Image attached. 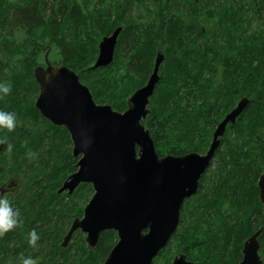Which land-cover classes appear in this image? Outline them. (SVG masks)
<instances>
[{
  "label": "trees",
  "instance_id": "16d2710c",
  "mask_svg": "<svg viewBox=\"0 0 264 264\" xmlns=\"http://www.w3.org/2000/svg\"><path fill=\"white\" fill-rule=\"evenodd\" d=\"M263 9L264 0H0V84L12 89L0 97V110L16 115L12 132L0 129V187L7 196L19 187L8 198L20 214L18 226L0 236V264H22L27 256L39 264H103L118 238L106 230L90 250L77 230L62 246L94 189L81 183L72 194L58 192L77 159L70 132L35 105L34 68L44 63L46 48L78 73L98 103L118 111L146 83L158 51L164 53L143 120L160 156L204 153L217 124L249 99L221 138L207 194L191 206L195 226L177 229L175 249L169 244L154 259L170 264L185 252L196 264H239L243 241L264 225L257 185L264 171V27L252 29L248 15ZM119 26L113 62L93 69L99 39ZM32 229L40 236L34 247ZM259 240L264 260V229Z\"/></svg>",
  "mask_w": 264,
  "mask_h": 264
},
{
  "label": "water",
  "instance_id": "95a60500",
  "mask_svg": "<svg viewBox=\"0 0 264 264\" xmlns=\"http://www.w3.org/2000/svg\"><path fill=\"white\" fill-rule=\"evenodd\" d=\"M122 27L104 35L93 69L111 64ZM165 58L158 51L146 84L128 98L125 111L109 103H98L78 73L64 63L38 65L34 75L39 85L35 105L53 124L64 126L73 140L77 170L70 173L59 193L72 194L81 183L93 185L94 194L83 217L73 220L62 246L80 229L94 250L106 230H116L118 240L103 264H154L177 231L182 206L197 193L200 179L213 161L230 123L234 124L249 103L242 98L217 125L205 153L160 156L143 120L150 113V98L160 81ZM264 203V174L259 178ZM5 192L0 187V193ZM18 209V207H14ZM263 227L244 243L240 264H264L259 253ZM172 264H195L185 253Z\"/></svg>",
  "mask_w": 264,
  "mask_h": 264
},
{
  "label": "rangeland",
  "instance_id": "374dc122",
  "mask_svg": "<svg viewBox=\"0 0 264 264\" xmlns=\"http://www.w3.org/2000/svg\"><path fill=\"white\" fill-rule=\"evenodd\" d=\"M247 1H249L250 2V0H247ZM148 3H149V1H148ZM93 4V3H92ZM249 4V3H248ZM149 5H150V3H149ZM90 6H91V4H90ZM91 8V7H90ZM255 12H257V10L256 11H254V12H251L250 11V13L248 14L249 15V17H250V22H249V24L251 25V27H252V29H255V28H257V27H264V9L263 10H261V11H259L260 12V14L259 15H256V13ZM199 17V16H198ZM201 17L202 16H200L199 17V19H201ZM202 18H206L205 16H203ZM190 20H191V17H189V16H187L186 17V15H185V21H188V22H190ZM102 40V38H100L99 39V43H100V41ZM99 43H98V46H99ZM45 52H46V54H45V61H44V63L42 62V63H40V64H38V65H43V66H47V64H48V61L50 62V63H52V64H59V54H58V52L57 51H55V50H51V49H45ZM99 53V52H98ZM97 58V57H96ZM55 61H57V63H54ZM95 61H96V59H95ZM95 61L91 64V67L94 65V63H95ZM38 65H36V66H38ZM35 66V67H36ZM35 69V68H34ZM146 83H147V81H146ZM145 83V84H146ZM144 85V84H143ZM142 85V86H143ZM141 87V86H140ZM139 87V88H140ZM137 90V89H136ZM134 93V92H133ZM132 93V94H133ZM131 96V95H130ZM129 98V97H128ZM150 104V103H149ZM127 106H128V99H127ZM128 108V107H127ZM215 131V130H214ZM71 135V134H70ZM71 139H72V137H71ZM211 143V142H210ZM210 146V145H209ZM209 148V147H208ZM71 149H72V152H73V140H72V145H71ZM208 150V149H207ZM206 150V151H207ZM205 151V152H206ZM204 152V153H205ZM77 159V161H78V159H79V157H77L76 158ZM218 159L217 158H214L213 159V161H212V166H210L209 167V171H210V173H208L203 179H204V183H205V185L206 186H208V188H210V186H211V181H212V179H213V174H212V172L213 171H215V169L217 168V166H218ZM77 163V162H76ZM75 166H76V164H75ZM76 170H77V166H76ZM75 170V171H76ZM262 174V173H261ZM258 182V181H257ZM80 186V185H79ZM93 186V185H92ZM94 189V188H93ZM18 191H19V187H14L10 192H9V197H11V195H14V194H17L18 193ZM208 191V190H207ZM64 192H67V191H64ZM64 192H61V193H64ZM5 193V192H4ZM3 193V194H4ZM1 194V193H0ZM93 194H94V192H93ZM93 194H92V196H93ZM91 196V197H92ZM197 196V194H194L193 196H191V197H189V198H187L186 199V201H185V203L183 204V206L186 204V203H188V204H186V208H187V210H186V212H185V215H183L184 216V218H181V219H183V223H181V220H180V224H179V227H178V229H179V231H180V228H182L183 230L184 229H191L192 230V226H195V223L193 222V220H192V216H193V211H192V205H193V203H195V197ZM198 196H200V195H198ZM91 199V198H90ZM89 199V200H90ZM89 202V201H88ZM87 202V203H88ZM87 203L85 204V206L87 205ZM85 208V207H84ZM182 214H183V212H182ZM83 215H84V212H83ZM83 215H82V217H83ZM205 223V225H207V223L206 222H204ZM182 225V226H181ZM78 230H80V229H78ZM179 231H178V233H179ZM181 232H183V231H181ZM180 232V233H181ZM202 232V231H201ZM84 233V232H83ZM175 233H177V231L175 232ZM175 233H174V235H175ZM84 235H85V238H86V234L84 233ZM117 235H118V233H117ZM173 235V237L171 238V240H170V242H169V244H170V248H171V250H173V249H175V247L177 246V241H178V239H177V236H174ZM181 235H179V237H180ZM202 236V235H201ZM249 237H246V239L243 241V245H244V243H245V241L248 239ZM72 240V239H71ZM117 240H118V238H117ZM86 241V240H85ZM71 242V241H70ZM117 242V241H116ZM86 244H87V242H86ZM168 244V245H169ZM167 245V246H168ZM88 246V245H87ZM166 246V247H167ZM67 247V246H66ZM165 247V248H166ZM191 249H193V251H197V249L195 248H192L191 247ZM180 253H185V252H178V253H175V255H173V258H172V260H171V263L170 264H172V262H173V260H174V258H175V256H177V255H179ZM186 254V253H185ZM187 255V254H186ZM187 258L189 259V260H192V259H190L188 256H187ZM263 259V258H262ZM192 261H194V260H192ZM195 262V261H194ZM195 264H196V262H195ZM201 264V263H200Z\"/></svg>",
  "mask_w": 264,
  "mask_h": 264
},
{
  "label": "clouds",
  "instance_id": "9594fccd",
  "mask_svg": "<svg viewBox=\"0 0 264 264\" xmlns=\"http://www.w3.org/2000/svg\"><path fill=\"white\" fill-rule=\"evenodd\" d=\"M12 89L9 84H0V97L11 93ZM16 127V115L13 112L0 110V129H6L12 132ZM0 139V143H4ZM11 150V146H9ZM19 210L14 208L7 195L0 194V236L15 229L19 221ZM40 239L39 234L35 229L28 233V243L30 246H36L37 241ZM22 264H39V258L31 256L23 257Z\"/></svg>",
  "mask_w": 264,
  "mask_h": 264
},
{
  "label": "flooded vegetation",
  "instance_id": "af4514ba",
  "mask_svg": "<svg viewBox=\"0 0 264 264\" xmlns=\"http://www.w3.org/2000/svg\"><path fill=\"white\" fill-rule=\"evenodd\" d=\"M151 75V74H150ZM150 77V76H149ZM149 79V78H148ZM148 81V80H147ZM219 124V123H218ZM217 124V125H218ZM217 127V126H216ZM212 163V162H211ZM210 166H211V164H210ZM209 166V167H210ZM209 167L207 168V170L205 171V173L203 174V176H202V178L200 179V185H199V189H198V191H197V195H199L200 194V196H204V195H206L207 194V190H208V186H206L205 185V183L203 182L202 183V185H201V181L203 180V178L208 174V173H210V171H209ZM215 173L216 172H212V174H213V176H215ZM262 174H264V171L262 172ZM261 174V175H262ZM260 175V176H261ZM260 178V177H259ZM259 178H258V181H259ZM257 185H258V182H257ZM259 186V185H258ZM259 196H260V187H259ZM189 198V197H188ZM261 199V198H260ZM186 201V200H185ZM262 202V201H261ZM185 203V202H184ZM263 203V202H262ZM183 207V206H182ZM263 212H264V203H263ZM181 218H182V212H181ZM263 227V229H264V225H262L260 228H262ZM259 228V229H260ZM257 231V230H256ZM255 231V232H256ZM251 236V235H250ZM249 236V237H250ZM261 236V235H260ZM260 238V237H259ZM260 241V240H259ZM243 247H244V245H243ZM261 247V246H260ZM242 253H243V249H242ZM259 253H260V250H259ZM242 259H243V255H242ZM242 259L240 260V262L242 261ZM264 261V260H263ZM240 262H239V264H240Z\"/></svg>",
  "mask_w": 264,
  "mask_h": 264
}]
</instances>
